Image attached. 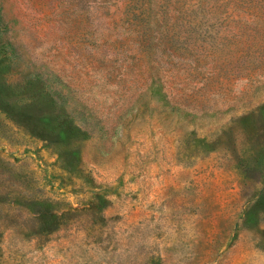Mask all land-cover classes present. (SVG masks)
Here are the masks:
<instances>
[{"label": "rangeland", "instance_id": "1", "mask_svg": "<svg viewBox=\"0 0 264 264\" xmlns=\"http://www.w3.org/2000/svg\"><path fill=\"white\" fill-rule=\"evenodd\" d=\"M0 264H264V0H0Z\"/></svg>", "mask_w": 264, "mask_h": 264}]
</instances>
